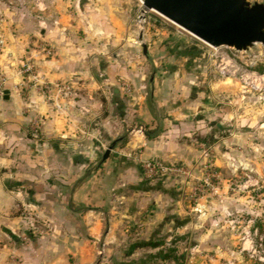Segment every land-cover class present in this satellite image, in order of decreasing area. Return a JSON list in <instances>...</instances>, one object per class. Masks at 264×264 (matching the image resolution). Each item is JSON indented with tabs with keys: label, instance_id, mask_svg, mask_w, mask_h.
<instances>
[{
	"label": "crops",
	"instance_id": "0c3cea01",
	"mask_svg": "<svg viewBox=\"0 0 264 264\" xmlns=\"http://www.w3.org/2000/svg\"><path fill=\"white\" fill-rule=\"evenodd\" d=\"M37 63L44 80L78 81L82 109L68 119L34 89H7L0 105V264H179L163 256L169 226L183 225L172 216L187 205V186L148 181L125 156L134 151L143 161L197 172L206 159L218 163L222 140L216 123L199 120L198 97L172 75L162 86L154 77L145 99L137 93L144 100L129 101L119 89L110 93L100 75H75L79 65L61 55ZM34 112L47 117L39 138L28 134Z\"/></svg>",
	"mask_w": 264,
	"mask_h": 264
},
{
	"label": "rangeland",
	"instance_id": "374dc122",
	"mask_svg": "<svg viewBox=\"0 0 264 264\" xmlns=\"http://www.w3.org/2000/svg\"><path fill=\"white\" fill-rule=\"evenodd\" d=\"M44 47L53 48V55ZM59 55L79 65L81 74L75 75H100L110 93L119 89L129 101L144 100L154 77L159 86L172 75L188 83L200 100L199 120L216 123L222 146L219 162L206 159L200 172L170 163L192 176L162 179L187 186V205L172 214L183 225L169 226L173 238L167 250H176L181 264H264V47L259 44L251 53L212 47L142 0H0L5 90L14 83L36 91L37 62ZM28 62L35 65L32 73L24 66ZM140 90L144 99L137 95ZM4 100L0 97V105ZM28 131L33 137L30 126ZM211 169L216 177L208 176ZM195 186L202 191L193 198Z\"/></svg>",
	"mask_w": 264,
	"mask_h": 264
},
{
	"label": "water",
	"instance_id": "95a60500",
	"mask_svg": "<svg viewBox=\"0 0 264 264\" xmlns=\"http://www.w3.org/2000/svg\"><path fill=\"white\" fill-rule=\"evenodd\" d=\"M176 25L215 48L251 53L264 47V0H142ZM145 52L147 47L144 46ZM9 90L5 91V99ZM113 147L104 156L106 161Z\"/></svg>",
	"mask_w": 264,
	"mask_h": 264
},
{
	"label": "built area",
	"instance_id": "2783aa9c",
	"mask_svg": "<svg viewBox=\"0 0 264 264\" xmlns=\"http://www.w3.org/2000/svg\"><path fill=\"white\" fill-rule=\"evenodd\" d=\"M147 12V11H146ZM43 52L48 56L53 55L54 50L51 47H44ZM26 67L27 72H34L35 65L28 62ZM34 81L36 82V92L43 95L44 99L53 104L56 111L61 115L71 118L74 109L81 108L80 102L82 100V89L74 81H58L50 82L44 80L40 75H35ZM9 78L0 76V97H5L6 85ZM47 117L42 113H36L30 121V132L34 138H39ZM128 158H132L140 163L146 178L150 180L163 179L169 176L184 177L190 179L191 172L189 169L181 166L167 164L161 159H150L143 161L137 152H129L126 154ZM209 168H213V164L209 163ZM211 169L208 176L216 177V173ZM202 191L200 187L195 186L193 189L192 197H196Z\"/></svg>",
	"mask_w": 264,
	"mask_h": 264
},
{
	"label": "trees",
	"instance_id": "16d2710c",
	"mask_svg": "<svg viewBox=\"0 0 264 264\" xmlns=\"http://www.w3.org/2000/svg\"><path fill=\"white\" fill-rule=\"evenodd\" d=\"M155 159H159V158H155ZM166 163L170 164L168 162H166ZM159 180H162V179H159ZM163 258L164 259H172V260L176 261L177 263L179 262V264H180L179 256L176 254V250H171V249L168 250V252L163 256Z\"/></svg>",
	"mask_w": 264,
	"mask_h": 264
}]
</instances>
